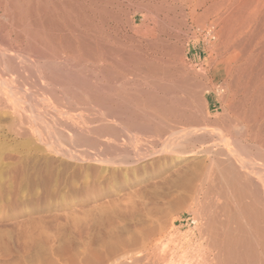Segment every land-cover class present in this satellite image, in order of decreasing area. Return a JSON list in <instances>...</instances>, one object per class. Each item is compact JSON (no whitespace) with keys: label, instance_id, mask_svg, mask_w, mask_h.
<instances>
[{"label":"rangeland","instance_id":"374dc122","mask_svg":"<svg viewBox=\"0 0 264 264\" xmlns=\"http://www.w3.org/2000/svg\"><path fill=\"white\" fill-rule=\"evenodd\" d=\"M132 6L119 24L107 17L101 30H91L105 40L107 52L96 54L98 58L88 56L90 60L65 50L30 48L11 25V14L0 7V53L6 55L3 66L0 56V79L6 84L0 89V264H211L213 251L207 246L203 217L174 173L178 167L205 163L207 155L197 152L186 163L166 151L149 155L162 146L156 136L158 120L151 117L145 99L152 90L115 61L119 54L141 53L155 66L163 63L170 82L190 85V93L175 91L166 100L183 112L176 119L177 127L211 129L209 120L221 112L237 129L224 135L225 141L233 147L231 136L236 135L242 145L253 144L252 153L259 145L242 136L243 127L250 109L258 113L257 122L264 123V115L259 117L264 114V95L257 97L264 79L248 95L250 83L228 73L230 56L207 29L171 24L169 20L176 16L172 11L160 12L158 26L151 17L142 25L139 14L131 29L126 21L137 9ZM259 62L255 73L264 69V62ZM231 83L236 84L235 90ZM109 88L115 107L126 112L112 122L103 102ZM141 108L148 110L144 113ZM131 121L147 129L136 130L128 125ZM218 138L217 132H204L198 135V143H192L193 149L190 143L186 150L221 144ZM138 158L131 167L113 164ZM150 229L142 238V230ZM135 236L140 243L131 244ZM124 241L130 245L124 247Z\"/></svg>","mask_w":264,"mask_h":264},{"label":"bare ground","instance_id":"6f19581e","mask_svg":"<svg viewBox=\"0 0 264 264\" xmlns=\"http://www.w3.org/2000/svg\"><path fill=\"white\" fill-rule=\"evenodd\" d=\"M133 4L136 5L137 9H134L135 11L132 12L128 21H126L131 29L134 28L133 25L136 23V18L139 14L143 15V19L140 22L141 24L145 23L144 21L150 17L153 18L154 24H161V21H157V17L160 12L162 13L163 11L175 12V19L169 20L173 25L175 24L188 30L194 28L207 29L208 34H212L214 39L219 42V44L218 42L217 44L221 46L222 52L230 56L231 67L228 73H234V78L237 81H240L244 77V79L250 83V89H247L248 93L244 89V94L247 93L249 95L250 92L255 91L256 84L264 79V69L258 70L256 73L254 72L255 68L260 69V66L256 67V63L259 62L258 59L263 58L262 62H259L260 64L264 62V0L0 1V7H5V11L7 10L12 16L10 17L11 25L15 31L17 30L19 31L18 33H22L21 35L26 39L28 45H31V47L29 46L30 48L37 45L46 50L53 49L54 52L57 51V49L65 50L72 54H81L83 55L82 58H86L85 56L91 58L98 53H103L104 50L107 49V47L104 49L105 40L99 36V33H97L98 35L93 33L94 30L96 31L98 28L101 30V28L107 25V17L111 18L110 20L114 21V23L119 24L121 22V15ZM8 13L5 12L4 14L8 15ZM7 17H9V15ZM96 17H98L99 20H96ZM88 30H92L93 32H91L95 35L91 34ZM85 31L89 33H85ZM17 36L20 37L19 35ZM33 49L36 50V47ZM0 56L2 65L6 55L1 51ZM145 56L141 53L119 54L115 62L118 67L126 69L127 72L130 69L132 77H140L138 79L141 81L143 80L144 84L152 90L151 95H147L145 99L149 105V109L151 108L153 111L151 114L154 116L151 115V117L158 120L155 125L156 136L157 141H161L162 146H160V150L154 151L149 155L158 156L161 152L166 151L168 155H171L175 160H179L182 163H186L188 159L193 157L197 152L207 155V161L205 163H198L199 165H195L194 168L178 167L175 172H173L176 176V182L185 190L191 192L193 202L197 205V213H201L203 217V231L205 230L204 233L207 235H205L207 237V246L213 251L210 258L211 264H264V171L262 168L264 164L260 165L256 162V160L264 161V123H262V125L259 124L257 122L258 113L256 110L250 109L248 112L249 115H247V124H243L245 133L243 132L244 135L242 136L248 137L252 142L258 143L257 145L259 146L254 149V153H252L251 150L254 147L252 146L253 144L242 145L236 135L231 136L234 141V148L230 147L228 141H225L224 138L226 136L224 135H229L231 129L235 128L234 125L232 126V124L229 123L226 115L221 112L217 113L214 121L212 119V121L209 120L208 124L213 126L209 128L213 130L208 129L206 126L199 127L197 125L194 127L192 126L193 128L179 129L176 125V119H180L183 116V112L171 102H169L171 103L170 105H167L166 103L168 102H166V100L172 98L171 95H173L175 91H190V85L186 81L180 84L170 82L168 79H171V74L169 75L165 66L162 67L163 63L162 66H155L153 65L154 63ZM96 57L97 56H95V58ZM90 58L88 60H90ZM8 63L9 62L6 64ZM48 63L47 61L46 64L49 65ZM261 67L263 66L261 65ZM131 81L135 82L136 79ZM232 84L233 83H231V85ZM5 85V82L0 79L1 90L4 89ZM234 86H236L235 83ZM234 86H230V88L232 89ZM237 86L240 89L242 88L239 87V85ZM138 89L139 88L134 89V92L135 90L138 92ZM240 89L237 90L240 91ZM131 92H129V94ZM257 92H259L257 97L261 98L260 95H264V86L262 87V91L259 86ZM106 93L103 102L106 104L105 109H107V115L110 117L109 121L111 120L112 122L113 118L122 116V114L125 115L126 112L122 111L124 108L121 109L119 106H117V108L115 107L118 104L114 105L116 99L113 94V89L109 88ZM244 94L243 96L245 97L247 94ZM254 94L252 93L253 96ZM100 100L102 99L99 98V102ZM249 105H251V103ZM243 107L241 109H243ZM144 108L141 109L143 110ZM252 108L254 109V107ZM17 109H19V107ZM222 111H224L223 108ZM246 111L247 110H245L244 113ZM240 112L241 111H239L238 115ZM26 115L27 114H25V116ZM263 115L264 114H260L259 117ZM242 119L244 120L245 117ZM128 125L138 128L136 130L146 128L142 123L137 121H133ZM15 130H17V128ZM204 132L211 135L217 132L219 135L218 141H220L221 144L211 142L212 144L210 146L204 147L206 148L205 150L196 152L193 150H186L188 144L190 145L191 143L192 146V143H198V135L204 134ZM191 134L194 135L193 139L190 138V136H192ZM191 148L193 149V146ZM139 160L138 158L129 161L114 162L113 164L117 165L116 167H131L135 166ZM150 231L151 229L147 231L142 230V238H145ZM140 240L139 237L135 236V238L131 240V244L132 242L138 244ZM122 245L127 247L130 245V242L124 241ZM143 247H146L145 243H143Z\"/></svg>","mask_w":264,"mask_h":264}]
</instances>
